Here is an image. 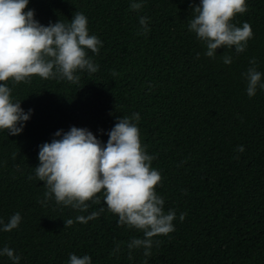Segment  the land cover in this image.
<instances>
[{
	"label": "trees",
	"instance_id": "16d2710c",
	"mask_svg": "<svg viewBox=\"0 0 264 264\" xmlns=\"http://www.w3.org/2000/svg\"><path fill=\"white\" fill-rule=\"evenodd\" d=\"M198 4L146 0L137 12L129 0H29L25 11L34 9L44 25L83 13L102 47L88 52L97 72H79L78 83L38 76L9 83L12 98L33 109L21 134L0 130V218L22 217L18 228L0 232V248L14 249L20 264H68L72 253L90 255L92 264H264V90L249 98L242 77L253 58L264 73V0H247V11L233 19L251 26L245 52L219 48L215 58L188 31ZM141 16L149 31L138 35ZM132 113L140 115L142 146L156 157L157 194L177 217L147 258L142 249L129 256L127 242L142 233L119 226L102 195L86 212L54 200L42 205L46 189L34 172L39 146L57 130L88 128L106 143L117 118ZM240 145L244 151H235ZM102 206L97 219L75 221ZM117 243L120 251L110 255ZM0 264L11 261L0 257Z\"/></svg>",
	"mask_w": 264,
	"mask_h": 264
},
{
	"label": "clouds",
	"instance_id": "9594fccd",
	"mask_svg": "<svg viewBox=\"0 0 264 264\" xmlns=\"http://www.w3.org/2000/svg\"><path fill=\"white\" fill-rule=\"evenodd\" d=\"M145 3L146 0H129V8L139 12ZM28 4L29 0H0V130H7V135L12 136L22 133L33 109L25 111L21 101L12 98L9 83L27 82L33 76L78 83L79 72H97L98 66L88 52L98 54L102 47V41L89 33L83 13L76 12L68 22L59 19L44 25L35 19L34 9L25 11ZM246 11L247 0H199L188 20V31L206 46L204 55L209 58H215L219 48L243 53L253 32L249 23L237 26L233 19ZM139 24L137 34H146L148 17L141 16ZM223 63L230 65L232 56L224 55ZM250 65L242 73L249 98L258 89L264 90V73L257 69L254 58ZM139 119V113L118 117L106 133V143L88 128L71 126L66 132L57 130L51 142L39 146V164L34 172L46 189L44 199L38 201L42 205L54 200L59 206L86 212L90 203L100 202L102 195L103 204L118 217L119 226L142 233V237H133L127 242L129 256L132 250L142 249L147 258L152 254L153 245L158 243L154 238L172 233L177 217L174 210H164V198L157 194L161 175L151 166L156 157L142 146ZM235 151L243 152L244 146H238ZM104 211L102 206L88 215H77L75 221L86 224ZM185 215L180 213L181 222ZM21 220L19 212L12 214L7 222L0 218V232L13 231ZM73 222L69 218L64 224ZM119 251L117 243L110 255ZM4 256L11 264H20L21 257L8 246L0 248V257ZM68 264H92V258L88 254L72 253ZM143 264H147V259Z\"/></svg>",
	"mask_w": 264,
	"mask_h": 264
}]
</instances>
